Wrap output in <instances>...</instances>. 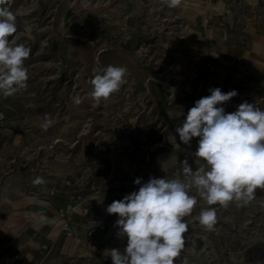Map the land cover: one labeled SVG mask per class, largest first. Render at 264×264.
<instances>
[{
  "label": "rangeland",
  "instance_id": "374dc122",
  "mask_svg": "<svg viewBox=\"0 0 264 264\" xmlns=\"http://www.w3.org/2000/svg\"><path fill=\"white\" fill-rule=\"evenodd\" d=\"M154 2L134 23L120 0L21 4V13L39 14L9 37L31 52L27 88L0 95V249L3 240L23 241L37 253L34 264H112L111 249L123 251L127 237H118L107 206L138 191L137 178L183 180L182 161L193 171L206 166L195 157L199 138L185 145L175 131L195 101L219 87L238 93L222 105L226 113L245 101L264 109V75L229 65L178 7ZM233 29L246 46L243 22ZM108 65L126 67V82L97 104L90 81ZM37 177L46 183L34 184ZM189 194L197 205L184 218L189 231L174 264H264V189L244 206H209L195 187ZM208 207L217 212L212 231L198 220Z\"/></svg>",
  "mask_w": 264,
  "mask_h": 264
},
{
  "label": "clouds",
  "instance_id": "9594fccd",
  "mask_svg": "<svg viewBox=\"0 0 264 264\" xmlns=\"http://www.w3.org/2000/svg\"><path fill=\"white\" fill-rule=\"evenodd\" d=\"M11 2L0 0V95L5 97L27 88L25 60L31 52L24 44L9 39L17 31ZM162 2L169 8L181 4V0ZM126 75L124 66L94 69L91 97L97 104L107 100L120 90ZM209 92L195 101L182 125L175 129L185 145L199 138L195 157L205 161L206 166L193 171L187 160L182 161L179 171L183 180L150 177L142 184L137 178L134 183L140 185L138 191L107 206L108 214L118 216V237H127L123 251L111 249L112 264H174L189 231L184 218L197 205L196 196L189 194L192 187L207 205L222 207L230 202L247 205L255 198L256 189H264V109L245 101L236 111L226 113L222 105L237 96V91L225 93L216 87ZM73 103L79 105L82 100L76 96ZM33 183L46 182L37 177ZM198 220L205 230L212 231L217 223L216 208L202 209Z\"/></svg>",
  "mask_w": 264,
  "mask_h": 264
},
{
  "label": "crops",
  "instance_id": "0c3cea01",
  "mask_svg": "<svg viewBox=\"0 0 264 264\" xmlns=\"http://www.w3.org/2000/svg\"><path fill=\"white\" fill-rule=\"evenodd\" d=\"M25 1L12 0L11 2V10L16 15V26L18 27L26 25L28 21L27 15L20 11L21 4ZM154 1L120 0L119 4L132 12L131 15L134 14V18H131V22L134 23V21H138L139 11L143 7H154ZM16 2L18 3L17 6ZM161 6L163 8L168 7L163 2ZM246 7H252L257 12L258 10L264 11V0H181V4L178 6L182 22L186 23V27L189 24L194 26L193 34L196 38H207V42L214 45V55L226 60L231 66L234 65V67L262 76L264 75V22L258 17H253L252 14L243 15L242 8ZM241 22L244 24L247 38L246 46L237 45L241 42L238 37L240 35L233 31L234 25ZM15 232L21 233L19 227L16 228ZM34 235H36L34 240L37 241L36 229H34ZM1 244L5 248L0 249V264H34L31 259L37 253L35 250H28L23 245V241L17 245L14 244V246L7 245L4 240ZM28 251L31 253L29 254L30 260H27Z\"/></svg>",
  "mask_w": 264,
  "mask_h": 264
},
{
  "label": "built area",
  "instance_id": "2783aa9c",
  "mask_svg": "<svg viewBox=\"0 0 264 264\" xmlns=\"http://www.w3.org/2000/svg\"><path fill=\"white\" fill-rule=\"evenodd\" d=\"M242 14L246 15V16H249V14H252L253 17H258L259 19H261L264 22V11H262V10L261 11L258 10V12H257L252 7H246V8H242Z\"/></svg>",
  "mask_w": 264,
  "mask_h": 264
},
{
  "label": "trees",
  "instance_id": "16d2710c",
  "mask_svg": "<svg viewBox=\"0 0 264 264\" xmlns=\"http://www.w3.org/2000/svg\"><path fill=\"white\" fill-rule=\"evenodd\" d=\"M17 4L18 3L16 2V6H17ZM36 14H37V12H33L32 14L27 16V20H29L31 17H34ZM116 53H119L120 56H123V57L125 56V57L129 58L130 62H132V63L134 62V60H132V57H130V54H129V52L127 50H125V49L117 50ZM133 65H135L133 67H137L138 66L137 62H134ZM131 67H132V65H131Z\"/></svg>",
  "mask_w": 264,
  "mask_h": 264
}]
</instances>
